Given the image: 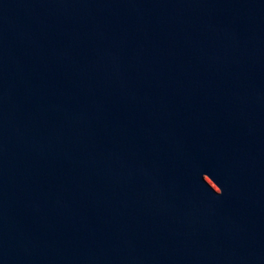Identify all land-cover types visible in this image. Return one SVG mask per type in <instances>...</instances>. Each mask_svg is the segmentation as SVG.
<instances>
[{
  "label": "water",
  "instance_id": "water-1",
  "mask_svg": "<svg viewBox=\"0 0 264 264\" xmlns=\"http://www.w3.org/2000/svg\"><path fill=\"white\" fill-rule=\"evenodd\" d=\"M0 264H264V0H0Z\"/></svg>",
  "mask_w": 264,
  "mask_h": 264
}]
</instances>
